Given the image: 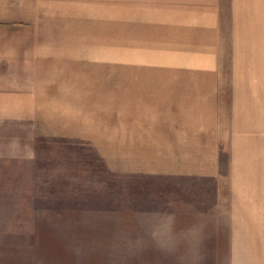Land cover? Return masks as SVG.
Returning <instances> with one entry per match:
<instances>
[{
    "label": "crops",
    "instance_id": "0c3cea01",
    "mask_svg": "<svg viewBox=\"0 0 264 264\" xmlns=\"http://www.w3.org/2000/svg\"><path fill=\"white\" fill-rule=\"evenodd\" d=\"M57 142L167 184L151 262L264 264V0H0V160Z\"/></svg>",
    "mask_w": 264,
    "mask_h": 264
},
{
    "label": "rangeland",
    "instance_id": "374dc122",
    "mask_svg": "<svg viewBox=\"0 0 264 264\" xmlns=\"http://www.w3.org/2000/svg\"><path fill=\"white\" fill-rule=\"evenodd\" d=\"M54 145L0 160V264H205L151 262L167 184L127 183L92 152Z\"/></svg>",
    "mask_w": 264,
    "mask_h": 264
}]
</instances>
